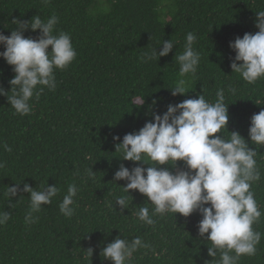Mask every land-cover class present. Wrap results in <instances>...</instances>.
Here are the masks:
<instances>
[{
  "label": "trees",
  "instance_id": "1",
  "mask_svg": "<svg viewBox=\"0 0 264 264\" xmlns=\"http://www.w3.org/2000/svg\"><path fill=\"white\" fill-rule=\"evenodd\" d=\"M261 10L264 0H0V33L9 36L17 27L14 20L30 21L39 15L46 21L55 15L56 34L68 33L76 51L68 68L55 70V90L45 87L29 100L28 115L15 114L7 98L0 96V162L5 165L0 168V212L11 214L0 226V264H112L100 252L118 235L129 241L140 236L152 246L134 253L130 264L210 260V242L197 236L202 218L198 213L186 218L178 213L155 216V227L137 219L140 206L151 214L154 205L136 190L124 192L125 181H113L121 163L135 166L121 160L123 153L115 151V145L151 121L153 113L163 114L167 105L200 94L215 102L218 89H224L229 104L227 130L247 140L251 116L264 109V78L249 84L231 72L235 53L229 42L257 32L255 13ZM189 32L197 37L193 48L201 61L194 76L183 77L189 92L172 96L170 89L180 78L174 54L183 52ZM38 33L26 30L23 35L35 38ZM169 39L175 45L167 56L143 62L144 53L155 47L159 52L162 41ZM13 76L12 67L0 58V87L9 90ZM136 97H145L140 109L132 102ZM227 130L222 135L230 138ZM113 136L120 139L114 141ZM5 145L12 151H5ZM258 151L261 178L251 190L262 213L253 229L262 235L256 254L242 255L237 264H264V147ZM182 167L178 161L170 171ZM15 183L36 190L55 184L60 192L33 213L37 219L28 224L29 194L18 193L10 201L4 195ZM70 184L78 192L74 214L65 217L59 204ZM118 196L129 201L122 213L115 205ZM89 247L94 249L90 259L85 251Z\"/></svg>",
  "mask_w": 264,
  "mask_h": 264
},
{
  "label": "clouds",
  "instance_id": "2",
  "mask_svg": "<svg viewBox=\"0 0 264 264\" xmlns=\"http://www.w3.org/2000/svg\"><path fill=\"white\" fill-rule=\"evenodd\" d=\"M255 14L254 26L258 31L254 34L246 32L242 38L237 36L229 42V48L235 53L230 58L231 72L249 84L264 78V10ZM14 21L17 27L9 36L0 33V45L4 48L0 51V58L12 67L14 73L9 80V90L0 87V96L7 98L15 114L23 116L32 111L29 100L34 94L38 97L45 87L49 91L55 90V70L68 68L76 58V51L68 33L56 34L58 17L55 15L46 21L39 15L30 21ZM26 30H39V33L35 38L25 37ZM196 39L194 33H187L183 52L174 54L180 78L170 89L172 96L189 92L183 77L194 76L200 64L201 55L193 48ZM160 45L159 52L155 47L150 53H144L143 62L167 56L175 44L169 39ZM9 91L12 92L10 96ZM229 91L235 94L236 90ZM144 98L136 97L132 101L137 105L135 108L144 105ZM228 105L225 104L224 89L217 90L215 102L200 94L175 105L169 104L163 114L153 113L151 121L145 122L137 132L125 134L122 142L115 145V151L123 153L121 160L131 161L135 166L128 168L121 163L113 181L115 184L116 181H125V186H120L124 192L129 194L130 190H136L154 205L151 214L148 207L140 206L137 219L155 227V216L163 217L166 213L175 216L178 213L186 218L198 213L202 218L197 224V236L211 244L207 245V256L211 259L204 264H237L242 255L254 256L262 235L253 229L262 213L251 186L261 178L256 157L258 150L264 147V109L251 116L246 140L239 132L227 130ZM224 129L231 133L230 138L222 135ZM119 139L113 136L114 141ZM249 144L255 148H250ZM4 147L5 151H12L7 145ZM178 161L183 167L170 171ZM4 166L0 162V168ZM88 174H93L92 169ZM59 192L55 184L36 190L27 183L22 188L20 183H15L7 187L4 195L10 201L18 193L29 194L25 222L31 224L37 219L33 213L40 212L42 205L51 204ZM77 192V186L70 184L59 204L65 217L74 214L73 198ZM115 205L122 213L129 207L128 198L116 197ZM10 219L9 212H0V226ZM140 249L150 251L152 246L140 236L129 241L118 235L101 249L100 255L102 253L103 259L112 264H130L134 253ZM85 251L90 259L94 249L89 247ZM218 254L219 259H215Z\"/></svg>",
  "mask_w": 264,
  "mask_h": 264
}]
</instances>
